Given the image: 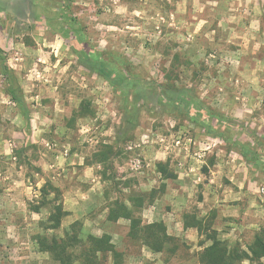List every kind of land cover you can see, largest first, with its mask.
<instances>
[{
    "label": "rangeland",
    "instance_id": "374dc122",
    "mask_svg": "<svg viewBox=\"0 0 264 264\" xmlns=\"http://www.w3.org/2000/svg\"><path fill=\"white\" fill-rule=\"evenodd\" d=\"M0 48V264H60L38 237L76 221L120 264H205L213 238L264 236V0H0ZM133 196L173 237L162 252L108 220Z\"/></svg>",
    "mask_w": 264,
    "mask_h": 264
},
{
    "label": "trees",
    "instance_id": "16d2710c",
    "mask_svg": "<svg viewBox=\"0 0 264 264\" xmlns=\"http://www.w3.org/2000/svg\"><path fill=\"white\" fill-rule=\"evenodd\" d=\"M71 2L73 0H70ZM0 51L2 49L0 48ZM7 68V65H4ZM103 72H106V67H101ZM8 69V68H7ZM13 97L17 98V91L15 88H10ZM185 90H179L175 94L174 100L179 101L186 98ZM91 108L89 104H83L82 108L78 110L80 117L90 114ZM111 150L102 151L97 154L98 161L104 163L108 160V155ZM247 155V154H246ZM164 164V163H161ZM163 172L167 174L168 169L163 168ZM56 194L59 189L51 186ZM46 195L51 192L43 190ZM52 200L46 197L42 199L40 205H35V210L40 211L41 207L50 203ZM133 205L130 206L125 201L117 199L113 202L108 213V220L118 222L121 218L130 220V235L136 240H143V243L149 246L155 252H162L172 236L167 232V226L163 221H156L151 223H144L142 216L137 212L144 205V198L142 196H133ZM69 214L64 206L55 204L54 210L49 217V223L45 228L57 229L62 223L64 216ZM82 223L76 221L72 223L67 229L64 237L42 235L38 237V243L42 250L51 253L53 258L60 264H104L103 255L112 252L115 257V264H120L122 255L116 250L110 234L96 236L90 234L87 239L81 235ZM264 258V236L258 234L248 249H241L238 246L229 247L228 244L221 239L213 238V242L206 246L201 254V259L205 264H240L246 259H262Z\"/></svg>",
    "mask_w": 264,
    "mask_h": 264
},
{
    "label": "crops",
    "instance_id": "0c3cea01",
    "mask_svg": "<svg viewBox=\"0 0 264 264\" xmlns=\"http://www.w3.org/2000/svg\"><path fill=\"white\" fill-rule=\"evenodd\" d=\"M213 181H215V179H213Z\"/></svg>",
    "mask_w": 264,
    "mask_h": 264
}]
</instances>
